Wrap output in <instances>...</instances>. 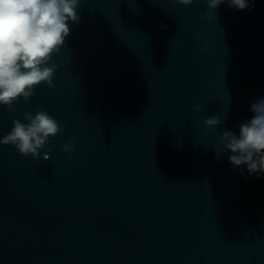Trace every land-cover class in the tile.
I'll return each instance as SVG.
<instances>
[{"label": "water", "instance_id": "1", "mask_svg": "<svg viewBox=\"0 0 264 264\" xmlns=\"http://www.w3.org/2000/svg\"><path fill=\"white\" fill-rule=\"evenodd\" d=\"M249 3L210 20L205 0H81L54 87L0 106V139L38 108L63 128L47 161L0 145V264H264V176L218 155L264 98V0Z\"/></svg>", "mask_w": 264, "mask_h": 264}, {"label": "clouds", "instance_id": "2", "mask_svg": "<svg viewBox=\"0 0 264 264\" xmlns=\"http://www.w3.org/2000/svg\"><path fill=\"white\" fill-rule=\"evenodd\" d=\"M81 0H0V106L15 112L14 104L23 101L27 104L35 95V89L44 85L54 87L52 78L58 69L52 63L59 54L66 37L70 34L69 23L78 24L77 9ZM173 3L189 6L193 0H172ZM208 11L205 16L212 20L215 10L221 4L229 9L252 11L249 0H205ZM197 19H200L198 16ZM164 27L163 24L160 25ZM200 34H196L199 39ZM201 46V51H203ZM202 109L197 106L194 111ZM253 116L239 125V134L225 130L218 143V155L231 153L228 162L234 167L244 166L248 176H264V98H257L250 105ZM23 120L12 121L11 131L0 139V145L14 148L21 157H40V149H45L43 159L47 161L51 148H46L50 138L63 131L56 119L42 108L33 114L23 113ZM221 122L220 115L204 120L208 133ZM79 141L69 138L60 146V151L71 154ZM243 179L247 176L243 175Z\"/></svg>", "mask_w": 264, "mask_h": 264}]
</instances>
